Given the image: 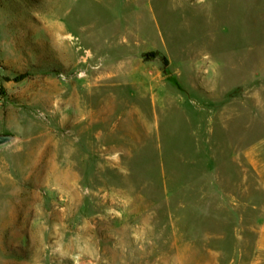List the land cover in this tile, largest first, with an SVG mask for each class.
I'll list each match as a JSON object with an SVG mask.
<instances>
[{"label": "rangeland", "instance_id": "1", "mask_svg": "<svg viewBox=\"0 0 264 264\" xmlns=\"http://www.w3.org/2000/svg\"><path fill=\"white\" fill-rule=\"evenodd\" d=\"M122 1L0 0V264H247L264 0Z\"/></svg>", "mask_w": 264, "mask_h": 264}, {"label": "crops", "instance_id": "2", "mask_svg": "<svg viewBox=\"0 0 264 264\" xmlns=\"http://www.w3.org/2000/svg\"><path fill=\"white\" fill-rule=\"evenodd\" d=\"M122 4L133 7L141 4V0H123ZM247 264H264V211L257 222V239Z\"/></svg>", "mask_w": 264, "mask_h": 264}, {"label": "water", "instance_id": "3", "mask_svg": "<svg viewBox=\"0 0 264 264\" xmlns=\"http://www.w3.org/2000/svg\"><path fill=\"white\" fill-rule=\"evenodd\" d=\"M14 140L13 136L10 135H2L0 136V147L6 144L11 143Z\"/></svg>", "mask_w": 264, "mask_h": 264}, {"label": "trees", "instance_id": "4", "mask_svg": "<svg viewBox=\"0 0 264 264\" xmlns=\"http://www.w3.org/2000/svg\"><path fill=\"white\" fill-rule=\"evenodd\" d=\"M157 56H158L157 53H149V54L145 55L146 58H148V57H157ZM164 61H165L166 64L168 63L166 58H164Z\"/></svg>", "mask_w": 264, "mask_h": 264}]
</instances>
